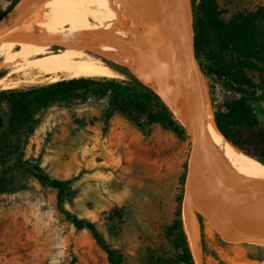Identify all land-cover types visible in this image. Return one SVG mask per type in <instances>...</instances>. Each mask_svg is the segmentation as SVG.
<instances>
[{"label": "rangeland", "instance_id": "1", "mask_svg": "<svg viewBox=\"0 0 264 264\" xmlns=\"http://www.w3.org/2000/svg\"><path fill=\"white\" fill-rule=\"evenodd\" d=\"M12 1L0 0V10H6ZM169 1L183 9L181 2ZM206 3L194 2V22L198 20L206 28L197 58L206 76L208 108L214 115L226 100L241 93L234 90L236 84L229 77L218 72V41ZM209 5L215 6L220 20L227 24L239 13L264 6V0H209ZM233 61H237L236 55ZM116 70L115 77L92 78L132 81L134 75L128 67L118 65ZM244 70L255 83L260 81L256 68L244 66ZM48 83L52 81L43 77L40 82L0 89ZM251 103L255 116L264 123V98ZM109 108L107 97L93 94L41 108L33 131L16 139L12 151L1 157L0 264H109L106 252L90 232L76 229L65 219L57 207V190L39 182L29 164H38L51 177L74 179V194L66 197L65 207L94 222L123 255L125 264H184L180 228L188 245L196 239L202 244L198 229L190 236L185 228L183 199L190 135L179 139L162 124L142 130L113 108L107 119ZM19 161L29 164L19 165ZM218 166L224 169L222 162ZM202 222L216 232L211 227L214 224L198 215L199 227ZM233 244L244 253L264 255V249L259 250L264 248L261 242ZM232 264H264V258Z\"/></svg>", "mask_w": 264, "mask_h": 264}, {"label": "bare ground", "instance_id": "2", "mask_svg": "<svg viewBox=\"0 0 264 264\" xmlns=\"http://www.w3.org/2000/svg\"><path fill=\"white\" fill-rule=\"evenodd\" d=\"M182 11L169 0H34L11 21L0 41V86L40 82L43 77L52 82L60 77H115L116 67L124 66L153 88L191 133L194 94L180 29ZM197 169L224 205L264 202V164L225 141L209 108ZM209 222L225 241L242 242L231 230ZM235 227L246 236L264 233V216ZM185 228L194 234L193 215ZM251 242L264 244V236Z\"/></svg>", "mask_w": 264, "mask_h": 264}, {"label": "trees", "instance_id": "3", "mask_svg": "<svg viewBox=\"0 0 264 264\" xmlns=\"http://www.w3.org/2000/svg\"><path fill=\"white\" fill-rule=\"evenodd\" d=\"M18 0H13L9 7L1 11L0 17L11 9ZM193 5L196 0H192ZM209 22L218 41L219 73L227 76L233 83L239 97L228 99L224 105L214 111L215 123L223 138L246 154L264 164V123L254 114L251 101L264 98V6L256 11L239 13L225 24L219 18L215 6L207 0ZM196 56L200 44L205 43L206 28L200 22H194ZM214 50V49H213ZM236 55L237 61H233ZM261 65H257L256 62ZM244 66L254 67L260 74V81L255 83L245 72ZM258 89L262 93L258 94ZM89 94L107 97L110 106L122 112L138 128L162 124L170 129L179 139L187 138L184 126L178 122L162 97L150 86L132 76V81L92 77H75L57 80L52 83L29 88L0 89V159L10 153L14 141L22 135L30 134L35 127L37 112L57 102H69L86 99ZM111 108V109H112ZM110 108L105 117L110 118ZM26 163V164H25ZM27 165V162H18ZM33 175L42 184L57 190V207L61 214L78 229L90 232L95 242L106 252L109 264H125L123 255L111 245L99 232L95 223L78 217L65 207V199L74 194L73 178L51 177L38 164H29ZM4 189H2L3 191ZM180 227V220L176 222ZM205 222L200 227L202 254L205 264H232L233 261H257L264 258L262 253L243 252L233 243L222 239L219 230ZM182 252L180 259L184 264H194L191 252L180 228ZM264 248H259L263 250Z\"/></svg>", "mask_w": 264, "mask_h": 264}, {"label": "water", "instance_id": "4", "mask_svg": "<svg viewBox=\"0 0 264 264\" xmlns=\"http://www.w3.org/2000/svg\"><path fill=\"white\" fill-rule=\"evenodd\" d=\"M33 1L34 0H18L11 9L0 17V41L5 37L11 21L27 9ZM177 1L183 4V11L180 17V29L189 55L191 89L194 94L192 105L194 126L191 133L187 132L191 138V146L187 158L186 176L184 181L183 209L186 212L185 221L188 216L193 215L195 217L194 234L197 229L200 234L197 217L198 215H201L208 222L213 220L231 230L242 239V242H251L252 238L264 236V233L251 232L246 236L245 234L240 233L235 225L241 224L243 221L256 219L260 215L264 216V202H254L242 207H229L224 205L217 200L215 193L208 187L201 173L197 169L198 162L203 153L205 117L208 108V92L206 87V76L196 56L193 2L192 0ZM237 149L240 150L239 148ZM243 153L246 154L245 152ZM190 198H192L194 202L200 204V208L195 207L193 203L189 201ZM201 245L202 244H200L197 239L193 245H188L194 264H205Z\"/></svg>", "mask_w": 264, "mask_h": 264}]
</instances>
